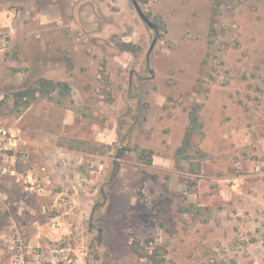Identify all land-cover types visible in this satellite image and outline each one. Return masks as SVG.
I'll list each match as a JSON object with an SVG mask.
<instances>
[{"label": "rangeland", "instance_id": "rangeland-1", "mask_svg": "<svg viewBox=\"0 0 264 264\" xmlns=\"http://www.w3.org/2000/svg\"><path fill=\"white\" fill-rule=\"evenodd\" d=\"M137 1L157 31L133 0H0V126L23 173L65 160L79 198L63 214L45 196L29 256L264 264V0ZM41 78L70 90L18 95Z\"/></svg>", "mask_w": 264, "mask_h": 264}, {"label": "crops", "instance_id": "crops-1", "mask_svg": "<svg viewBox=\"0 0 264 264\" xmlns=\"http://www.w3.org/2000/svg\"><path fill=\"white\" fill-rule=\"evenodd\" d=\"M12 153L15 152H10L13 156L0 153V198L2 204L8 210H11L9 211L10 221L5 226L0 227V264H45V259L40 258L38 255L29 256L32 251L27 250L36 243L34 241L38 237L42 236V239H44L43 229L41 228L42 223L35 220L34 217L37 216V213L46 211L47 204L44 198L49 193L52 194L51 202H53V206L61 209L63 214H68L73 208L72 202H77L79 198L76 192L65 188L68 180L63 175V171L67 168L65 160L57 161V157H54L49 167L42 166L40 169L29 167L23 173L21 163L24 162L25 164L31 153L27 160L22 159L18 154ZM5 164L9 167L7 173L1 170ZM7 178L14 179L15 183L10 182ZM82 193L86 195L85 199H88L87 194H92L89 197L92 202L96 197L95 192L91 193L85 190ZM100 194L101 192L97 195L100 196ZM10 205L12 208H9ZM89 209L92 212L94 209L93 203L89 205ZM63 217L64 215L60 213H55L53 217L58 221L57 224H62V226L57 227L58 232L56 231L53 234L52 238L55 240L58 237L62 238L63 227L65 224L69 225V222L65 221ZM16 238H20L25 245V249L20 253L12 249Z\"/></svg>", "mask_w": 264, "mask_h": 264}, {"label": "trees", "instance_id": "trees-1", "mask_svg": "<svg viewBox=\"0 0 264 264\" xmlns=\"http://www.w3.org/2000/svg\"><path fill=\"white\" fill-rule=\"evenodd\" d=\"M126 46L128 45L123 46V50H128ZM58 89H60L63 94H66L69 92L70 86L66 82H55L51 79L41 78L35 83L34 87H28L27 89L20 90L18 92V95L20 97L26 98V97H29V95H36L40 93V94H43L49 97L55 90H58ZM190 118L194 126L196 122L198 121L197 113L191 112ZM193 126H191V129H189L186 135L185 145L190 144V139L193 134ZM147 257L151 260L152 264H160L159 262H157V259H155L154 254H150Z\"/></svg>", "mask_w": 264, "mask_h": 264}, {"label": "built area", "instance_id": "built-area-1", "mask_svg": "<svg viewBox=\"0 0 264 264\" xmlns=\"http://www.w3.org/2000/svg\"><path fill=\"white\" fill-rule=\"evenodd\" d=\"M20 142V134L12 131V129L0 126V153L6 156H13L10 152H15L12 154L17 155L18 148L21 146ZM29 154L28 150H23L21 153L22 159L26 160L29 157ZM8 168L7 164H5L2 166L1 170L7 173L9 171ZM12 249L13 251L20 253L25 249V245L20 238H16Z\"/></svg>", "mask_w": 264, "mask_h": 264}, {"label": "water", "instance_id": "water-1", "mask_svg": "<svg viewBox=\"0 0 264 264\" xmlns=\"http://www.w3.org/2000/svg\"><path fill=\"white\" fill-rule=\"evenodd\" d=\"M133 4L136 7V10L139 13L140 17L149 25L150 28L155 29L157 31L158 30L157 25L155 24L154 21L150 19L148 14L145 13V11H143L139 2L137 0H133ZM156 42H157V38L155 37L149 49V53L154 49Z\"/></svg>", "mask_w": 264, "mask_h": 264}]
</instances>
